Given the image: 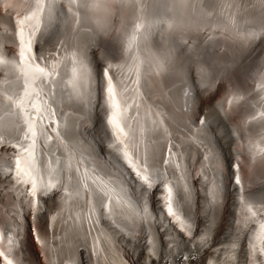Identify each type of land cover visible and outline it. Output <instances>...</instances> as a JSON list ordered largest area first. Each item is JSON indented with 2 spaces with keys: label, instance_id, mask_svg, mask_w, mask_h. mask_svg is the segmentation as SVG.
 Listing matches in <instances>:
<instances>
[{
  "label": "bare ground",
  "instance_id": "bare-ground-1",
  "mask_svg": "<svg viewBox=\"0 0 264 264\" xmlns=\"http://www.w3.org/2000/svg\"><path fill=\"white\" fill-rule=\"evenodd\" d=\"M0 264H264V0H0Z\"/></svg>",
  "mask_w": 264,
  "mask_h": 264
},
{
  "label": "rangeland",
  "instance_id": "rangeland-1",
  "mask_svg": "<svg viewBox=\"0 0 264 264\" xmlns=\"http://www.w3.org/2000/svg\"><path fill=\"white\" fill-rule=\"evenodd\" d=\"M21 13H22V12H18V13L16 14V17H17V15H21ZM50 48H51V46H50ZM251 83H254V82H251ZM257 86H258V84H257ZM33 235H35L34 232H33ZM34 237L36 238V236H34ZM41 256H44V254H41Z\"/></svg>",
  "mask_w": 264,
  "mask_h": 264
}]
</instances>
